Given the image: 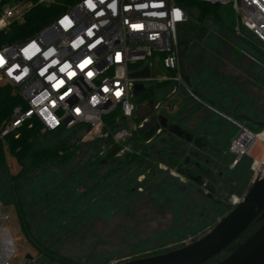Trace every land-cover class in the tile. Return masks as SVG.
<instances>
[{"label":"flooded vegetation","instance_id":"flooded-vegetation-1","mask_svg":"<svg viewBox=\"0 0 264 264\" xmlns=\"http://www.w3.org/2000/svg\"><path fill=\"white\" fill-rule=\"evenodd\" d=\"M186 27L191 33V40L185 51L196 44L201 45L205 39L211 37L207 29L198 25ZM184 33L185 30L182 29L178 35ZM214 42L217 41H205L203 44L204 56L212 59L211 67L208 65L203 69H195L198 74L196 77L188 73L192 81L190 89L194 86L195 79L198 80L196 92L179 90L173 93L171 88L165 94L152 98L144 96L149 88L146 87V91L139 96L140 100L145 99L141 104L153 100L156 106L153 125L142 131L149 122L147 117V120L139 122L136 130L138 132H132L130 138H135L136 149L133 143H127L130 138L123 143H116L108 136L92 141L89 153L75 170L81 155L71 168L54 170L55 180L48 188L51 191L58 189V204L63 203L64 208L79 210L83 203L89 204L91 213L88 218L75 216L78 219V222L73 219L76 221L73 225L75 229L72 231L71 227L67 228L64 234L52 242L41 237L34 219L22 223L29 248L36 251L45 262L84 264L70 258L61 250L66 245L64 236L67 233L77 236L74 237L76 242H82L88 235L90 241L96 243L116 239L137 240L139 236L149 235L152 226L160 224L162 217L172 212V222L166 226L169 230L174 227V220L177 219L179 194L181 199L184 195L186 211L190 209L194 195L213 205L211 211L235 208L240 202L229 199L234 191L246 196L254 183V163L247 158L254 148L238 158L232 152L231 146L241 128L253 131L264 127V109H261L263 114L258 116L257 102L250 95L252 89L247 80L241 79L235 73L225 74L227 64H232L239 58L236 39L226 55ZM161 117L165 118L164 122H161ZM100 144L108 146L107 151L102 150ZM92 146L96 148L94 152H91ZM205 215L202 210L200 216L203 218ZM58 220L62 221L60 225L63 227L70 222L67 218L54 221ZM263 224L264 218L259 216L226 250L203 264L222 262ZM187 227L190 228L191 224L188 223ZM167 229L162 233L159 229H154L153 232L169 236L167 239L172 242L174 233L171 235ZM145 231L148 233L145 234ZM96 249L95 246L92 251ZM2 251L1 248L0 264H6L13 254L10 255L11 250L3 254ZM167 252L169 251L148 252L141 258ZM7 256L8 260L3 263ZM26 257L32 260L31 255Z\"/></svg>","mask_w":264,"mask_h":264},{"label":"built area","instance_id":"built-area-1","mask_svg":"<svg viewBox=\"0 0 264 264\" xmlns=\"http://www.w3.org/2000/svg\"><path fill=\"white\" fill-rule=\"evenodd\" d=\"M192 2L230 6L241 28L264 46V0H76L66 6L59 0H0V34L37 8L64 7L42 13L44 22L32 36L0 44V82L21 101L0 121V140L19 137L37 121L43 132L86 126L89 135L126 141L132 132L123 123L109 131L105 118L135 115L136 83H170L173 93H191L180 67L178 33L189 25ZM147 66L148 77H131ZM257 142L264 147V127L259 133L241 128L231 149L240 158ZM253 173V181L264 173V154ZM6 221L10 215L0 212L1 247L9 241L12 255Z\"/></svg>","mask_w":264,"mask_h":264},{"label":"rangeland","instance_id":"rangeland-1","mask_svg":"<svg viewBox=\"0 0 264 264\" xmlns=\"http://www.w3.org/2000/svg\"><path fill=\"white\" fill-rule=\"evenodd\" d=\"M195 17L196 13L193 10L189 16L188 23L207 29L211 37L208 40L205 39L201 45L196 44L191 46L184 52L182 58H180L181 70L184 69L183 72L192 73L196 77L198 74L195 69H203L208 65L211 67L212 59L207 57V55L204 56L203 44L205 41L212 42V40H216L217 42L214 43L226 55L230 46L234 45V40L236 39V52L239 58L234 63L227 64L225 74L235 73L236 75H240L241 79L248 81V86L252 89L250 91L251 94H249L252 96V99L255 98L253 101L256 100L255 103L257 102V115L261 116L264 111L261 110L264 109V46L256 36L241 28L230 6L221 8L220 18L209 16L203 22L198 23ZM182 50L183 47H179V54ZM195 81L194 86L191 87V90L194 92H196L198 84L197 78ZM5 86L6 83L0 82V87ZM139 122L135 115L123 118L124 126L134 133L138 132L136 130ZM253 131L259 133L262 129H253ZM73 132H77L76 135L81 138L82 142L88 143L101 139L97 135L87 134L86 130L74 129L63 132L61 136L57 133H48L44 140H42V145L46 147L55 146L58 140ZM100 147L105 151L108 149V146H102V144H100ZM83 149L86 151L87 146L85 145ZM95 149L92 146L91 152H94ZM263 154L264 147L260 142H257L254 150L251 151L247 158H250L249 160L254 163L256 160L262 158ZM79 157L77 156L73 161L68 163L65 168H71ZM6 158L9 160L10 170L7 164L0 165V212L10 215L11 221H6L5 224L11 227V238L15 243V254L13 253V257L6 264H49L45 262L44 258L39 257L36 251L29 248V242L24 237L22 230V223L24 224L26 221L34 219L39 227L41 237L43 239L48 238L49 242H52L64 234L67 228L71 227L73 231V225L78 220L75 216L88 218L91 213L90 206L83 203L82 211L74 208H64L65 204H58L56 199L58 189L56 188L54 191H51V188H48L51 182L55 180L54 170L45 169L17 179L21 171L20 164L9 149L6 152ZM194 196L190 209L186 211L185 207L187 205L185 204V200H183L184 195L181 199V195L179 194L177 219L174 220V227L169 228V230L166 226L172 222V212H168L166 217H162L160 224L152 226L149 235L139 236L137 240L118 241L116 239L111 242L98 241L96 243V241H90V235H88L84 237L82 242H76L74 241V237L77 236H71L68 235L70 233H67L64 236L66 238V245L61 250H64V253L70 258L84 264H117L141 258L143 254L148 252L158 253L181 248L209 233L234 208L211 211L213 205L211 206L204 199L198 198L196 195ZM242 198L243 195L241 193L234 191L230 194L229 199L233 202H240ZM202 210L206 213L203 218L200 216ZM58 218L70 219L68 226H61L62 221H54ZM73 219H76V221ZM188 223L191 224L190 228L187 227ZM154 229L161 230V233L167 229L171 235L174 233V240L170 242L167 239L169 236L159 235L157 232H153ZM144 233L147 234L148 232L145 231ZM36 235L38 234L36 233ZM143 237L147 238L143 239ZM95 246L97 249L93 252L92 249ZM1 248L0 243V250ZM10 250L11 244L9 241H6L1 253L3 254L5 251ZM28 254L32 256V260L27 259L26 255ZM90 254L93 255L90 256Z\"/></svg>","mask_w":264,"mask_h":264},{"label":"water","instance_id":"water-1","mask_svg":"<svg viewBox=\"0 0 264 264\" xmlns=\"http://www.w3.org/2000/svg\"><path fill=\"white\" fill-rule=\"evenodd\" d=\"M183 29L185 33L178 35V45L184 48L179 54L180 58L191 40L188 28L183 27ZM149 75L150 68L147 66L143 71L131 74V77L145 78ZM185 81L188 86L192 85L190 75H185ZM146 89L144 84L136 83L134 85L135 97L141 96ZM155 106V102L150 100L147 103L139 104L136 108L135 116L139 121H144L149 117V122L142 128L143 132L153 125ZM164 121L165 118L161 117V122ZM106 132L104 130V133ZM149 135L147 134V136ZM127 143H133L136 149L137 142L134 137L128 139ZM91 144L92 142L87 143V149L81 154L80 161L75 165L74 170L84 156L89 153ZM259 216L264 218V173L254 181L240 203L205 236L167 253L134 259L121 264H203L226 250ZM9 256L5 257L2 262L5 263ZM219 264H264V224L243 245Z\"/></svg>","mask_w":264,"mask_h":264},{"label":"trees","instance_id":"trees-1","mask_svg":"<svg viewBox=\"0 0 264 264\" xmlns=\"http://www.w3.org/2000/svg\"><path fill=\"white\" fill-rule=\"evenodd\" d=\"M74 2H76V0H59L60 5L62 6L64 4L65 6L70 5ZM191 6L192 11L194 10L196 13L195 18L198 20V23L203 22L204 19L209 16L220 18V11L221 8H223L221 5H211L203 2H192ZM62 10H64V7L58 6L50 9L43 7L37 8L36 11L26 16V23L14 26L9 32L1 33L0 44L4 42H16L32 36L44 22V16L42 13L44 14L49 11V15H52V13L58 14ZM170 89V83H155L149 86L147 89L148 92L144 96L146 97V95H148L149 97L157 98L159 95L165 94ZM144 100V98L140 100L138 97L136 101L141 104V101ZM20 102L19 97L14 94L11 87H0V121L9 117L12 109ZM116 116L117 114H113L105 118L106 128L109 131L123 123V119L117 121ZM74 129L86 130V133L88 132L86 126H78L72 130ZM72 130H60L51 133H57L61 136L63 132ZM47 134L48 132H43L41 125L36 121L31 128H22L19 137L16 138L12 136L5 138L4 141L0 140V165L7 164L6 143L8 149L21 166V171L18 174L17 179L45 169H61L73 161L77 156H80L84 152V146H87L86 142H82L81 138L77 137V132H73L63 139L58 140L55 146L46 147L42 145V140H44Z\"/></svg>","mask_w":264,"mask_h":264}]
</instances>
